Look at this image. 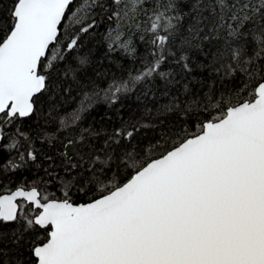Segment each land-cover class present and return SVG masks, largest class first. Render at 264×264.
<instances>
[{
	"label": "snow or ice",
	"instance_id": "6c2138e0",
	"mask_svg": "<svg viewBox=\"0 0 264 264\" xmlns=\"http://www.w3.org/2000/svg\"><path fill=\"white\" fill-rule=\"evenodd\" d=\"M0 264H264V0H0Z\"/></svg>",
	"mask_w": 264,
	"mask_h": 264
}]
</instances>
